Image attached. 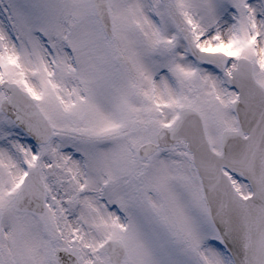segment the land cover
Returning <instances> with one entry per match:
<instances>
[{
  "label": "snow or ice",
  "instance_id": "6c2138e0",
  "mask_svg": "<svg viewBox=\"0 0 264 264\" xmlns=\"http://www.w3.org/2000/svg\"><path fill=\"white\" fill-rule=\"evenodd\" d=\"M0 264H264V0H0Z\"/></svg>",
  "mask_w": 264,
  "mask_h": 264
}]
</instances>
